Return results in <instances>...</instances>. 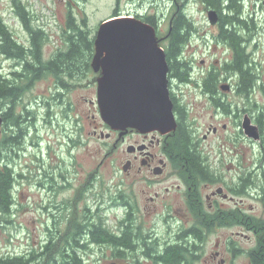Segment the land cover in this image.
I'll return each mask as SVG.
<instances>
[{
	"label": "flooded vegetation",
	"instance_id": "flooded-vegetation-1",
	"mask_svg": "<svg viewBox=\"0 0 264 264\" xmlns=\"http://www.w3.org/2000/svg\"><path fill=\"white\" fill-rule=\"evenodd\" d=\"M10 2L13 15L23 28L28 44L19 42L31 47V13L26 11L25 19L28 25L24 24L13 0ZM115 4L117 6L118 0ZM114 10L117 12L116 16H120L116 7ZM134 16L145 17L137 13ZM42 32L45 33L44 29ZM185 47L174 59L188 70L190 81H180L175 74V66L168 63V87L176 121L174 129L168 131L152 129L145 132L129 129L120 135L118 130L109 128L108 136L102 131L98 136L96 129L92 131L96 138L105 140L114 138V149L118 148V143L120 145L126 143V152L130 157H127L119 167L116 165L115 174L121 180L125 176L145 182V185L138 188V192L147 193V202L153 204L147 214L151 217L154 213V218L156 217L157 222L162 225L160 232L149 224L145 225L144 217L137 212L139 209L133 189L115 191L110 196L111 205L115 209L120 207L125 209V213L116 218L115 230H111L116 238L127 233L129 245H107L114 251L112 257L116 261L112 263H126L128 258L132 260L129 263H144L142 260L166 263L163 258L167 256L169 248L178 247L183 251L178 258L179 263L264 264V107H231L228 101L216 94L217 86L215 94L205 90L203 79L213 74V71L206 68L199 85L190 75L192 60L181 56ZM1 57L5 59L6 54L0 48ZM96 73L98 76L99 73ZM188 84L200 86L213 104L214 97L217 98L218 106L183 107L177 91H181L180 85ZM260 87L264 92V85ZM57 93L60 98L64 94L62 89ZM49 105L47 103L48 107ZM5 106L7 105L1 107ZM209 110L212 114L213 111L224 116L233 114L234 120L238 123L237 131L228 132L227 122L200 124L199 120L205 113H209ZM4 113L5 111L1 112L2 128L7 129ZM69 118L71 117L68 116ZM74 121V129L69 131L68 139L73 148L84 149L85 131L80 126L79 118L74 116ZM246 121L256 128L255 135L249 136L246 133L244 127ZM2 128L0 133L3 131ZM19 132L20 137L26 136L21 125ZM11 146L10 148H13ZM4 154L5 152L2 153L0 160L8 164V155ZM84 154L85 152L81 163L71 165V176L58 174L59 182L53 175L44 172V177L49 180L46 183L48 193H58L69 188L72 184L68 178L72 177V174L74 179L78 176L79 185L72 201L62 200L56 204L49 201L46 209L52 218V224L46 226L47 236L36 245L39 250L33 249L30 252L24 250L17 253L18 259L24 264H63L71 253L81 256L78 252L88 246L105 245L89 242L86 233L88 218L91 220L103 218L99 214L100 210L102 211L100 208L102 200H98L94 212L85 202L82 208L79 204L86 198L87 178L90 182L95 174V171L88 177L85 174ZM108 154L107 152L103 155L97 168L103 165ZM17 176L22 177V174L18 173ZM37 184L39 187L42 186L39 181ZM72 215L77 220L74 223H71ZM64 220L65 225L60 229L58 225Z\"/></svg>",
	"mask_w": 264,
	"mask_h": 264
},
{
	"label": "rangeland",
	"instance_id": "rangeland-1",
	"mask_svg": "<svg viewBox=\"0 0 264 264\" xmlns=\"http://www.w3.org/2000/svg\"><path fill=\"white\" fill-rule=\"evenodd\" d=\"M262 1L242 0L244 17H253L256 25L254 29L238 28L240 35L245 38V48L252 60L251 67L256 75V84L247 97L236 92L237 74L224 70L225 63L232 58L233 53L229 45L218 37L219 22L215 25L209 23L207 10L210 7H206L200 0H184L182 4L185 13L193 22V30L189 33L188 42L181 54L189 61L192 60L190 75L200 85L206 68L218 72L219 81L216 94L226 102L228 101L231 107H264V92L260 87V85H264V7ZM21 2L31 13L30 24L32 27H41L48 35L41 50L44 60L54 56L57 50L67 47L63 28L67 29L69 18L74 24L88 30L89 37L93 38L101 21L111 17L115 7L121 17L134 16L136 13L145 16L155 15L156 35L160 38V46L165 48L167 45L165 36L169 27V17L173 10L171 0H118L117 6L116 0H21ZM11 6L10 0H0V16L15 38L27 45L26 34L13 15ZM137 18L143 20L141 17ZM202 60L203 63H201ZM15 65V60L1 57L0 73L9 74L10 71L15 70ZM96 77L97 73L92 70L91 66L90 69L84 70V73L80 71L73 76L63 73L61 80L48 75L37 79L31 88L24 92L18 105L15 106L14 112L20 114L18 124L25 130L26 136L18 137V141L12 146L10 145L13 148L8 147L4 154L8 155V164L15 178L11 193L13 203L9 211H0L2 218L0 255H17L24 250L29 252L33 249L39 250L36 245L47 236L46 226L52 224V218L49 217L46 209L49 201L55 204L62 200L72 201L79 185L78 176L74 179L72 174V177L68 178L72 184L69 188L58 193H48L46 189L48 184L46 185V183L49 180L44 177V172L50 173L59 182L58 174L64 173L71 176V165L81 163L84 152L85 174L87 177L93 171L95 174L90 182L87 178L86 198L80 201L81 208L85 202L94 212L98 200L101 199L100 208L102 211L100 210L99 214L103 216L105 225L115 230L116 218L123 216L125 209L113 208L110 196L118 189L125 191L133 189L139 209L137 212L144 217L145 225L149 224L159 232L162 230V225L157 222L156 217L154 218V213L151 217L147 214L153 205L147 202V193L138 192V188L145 185V182L141 179L135 181L125 176L121 180L115 174L116 165L119 167L127 157H130L126 152V143L123 145L118 143V148L114 149V138L105 140V138H96L92 135L94 129L97 130L98 136L100 131L104 134L110 131L109 127L101 120L96 104ZM223 83L230 84L231 89L221 90L220 84ZM179 88L181 91H177V94L180 97L181 105L185 107H217L202 92L200 86L188 84L180 85ZM61 89L64 94L60 98L57 91ZM47 103L50 104L49 107ZM68 104L71 107H63ZM7 107H0V116L2 111L7 110ZM49 110L50 113H48ZM210 110L209 113H205L201 117L200 124L203 122L205 124L227 122L229 124L228 132L237 131L238 123L237 120H234L233 114L224 116L213 110L212 114ZM79 112L82 116L79 115ZM68 116L71 118L68 119ZM74 116L80 119V126L85 131L86 145L84 149L82 147L73 148L68 139L69 131L74 129ZM13 131L15 135H18L19 127L7 126L0 136L1 134H11ZM107 152L109 154L103 165L97 168L103 155ZM2 164L4 163L0 160V165ZM18 173L22 174V177L17 176ZM96 174L97 176H95ZM38 181L42 186L39 187ZM76 221L72 215L71 223ZM65 222L66 220L61 221L58 227L63 229ZM78 253L85 264H159L144 260H142L144 263H129L132 261L130 258L126 260V263H112L116 259L112 257L111 247L107 245H91Z\"/></svg>",
	"mask_w": 264,
	"mask_h": 264
},
{
	"label": "trees",
	"instance_id": "trees-1",
	"mask_svg": "<svg viewBox=\"0 0 264 264\" xmlns=\"http://www.w3.org/2000/svg\"><path fill=\"white\" fill-rule=\"evenodd\" d=\"M206 7L216 9L219 13V34L218 37L226 42L232 49V58L225 63L224 70L237 74L236 92L244 97L252 91L256 84V75L251 67L252 60L245 48V38L240 35L238 28H256L253 17H244L242 13V0H200ZM173 10L169 17V27L165 38L167 45L164 48L166 59L169 65L175 66V74L182 82L190 81L187 69L183 64L174 58L178 56L182 48L188 42L189 33L193 30L192 19L187 16L182 4L184 0H171ZM14 5L21 18L26 23L27 7L21 0H13ZM28 12V11H27ZM114 10L111 17L116 16ZM144 21L155 26V15H146ZM28 25V24H27ZM26 25V26H27ZM31 47H26L20 43L9 27L3 22L0 16V48L6 54V58L16 61L15 70L9 74L0 73V107L7 105L4 115L6 126L19 127V114L14 112L24 92L31 88L37 79L52 75L58 80L62 79L63 73L73 76L77 72L84 73L90 69V59L93 54V39L89 37V31L73 23L68 19L67 29L63 30V36L67 47L57 50L55 55L48 60L42 58L43 42L47 34L42 32V28H32ZM160 39V38H159ZM247 40V39H246ZM218 72L214 71L209 77L203 79L205 90L215 94ZM63 86V85H62ZM65 87V86H63ZM214 105L218 106V100L214 97ZM181 103V102H180ZM185 107L184 105H182ZM223 106V104H222ZM228 107V106H226ZM16 133V132H15ZM20 137V132L15 136L14 131L0 136V158L2 153L11 144L16 143ZM14 174L9 164L0 165V211H9L13 203L12 187L14 184ZM88 241L111 246V244L129 245V237L124 233L116 238L112 230L104 223V219L98 217L96 220L87 219ZM89 247V246H88ZM121 253V252H120ZM167 256L162 257L166 263L161 264H192L179 263L178 258L183 251L178 248H169ZM114 251L112 250V255ZM178 262V263H177ZM0 264H24L17 255H0ZM63 264H85L81 256L71 253L69 259Z\"/></svg>",
	"mask_w": 264,
	"mask_h": 264
},
{
	"label": "water",
	"instance_id": "water-1",
	"mask_svg": "<svg viewBox=\"0 0 264 264\" xmlns=\"http://www.w3.org/2000/svg\"><path fill=\"white\" fill-rule=\"evenodd\" d=\"M207 18L217 24L218 11L209 8ZM159 41L155 27L134 16L107 18L98 26L90 62L99 73L96 104L101 120L120 135L129 129L168 131L176 126L168 62ZM220 88L227 91L231 86L223 83ZM2 123L0 116V132ZM244 127L249 136L255 135L256 128L248 121Z\"/></svg>",
	"mask_w": 264,
	"mask_h": 264
}]
</instances>
